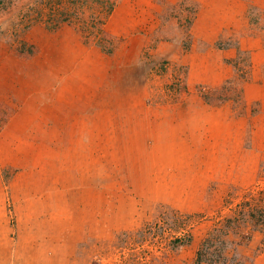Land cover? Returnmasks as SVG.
Returning a JSON list of instances; mask_svg holds the SVG:
<instances>
[{
	"label": "rangeland",
	"instance_id": "374dc122",
	"mask_svg": "<svg viewBox=\"0 0 264 264\" xmlns=\"http://www.w3.org/2000/svg\"><path fill=\"white\" fill-rule=\"evenodd\" d=\"M11 1L0 10V40L41 55L64 39L61 31L68 39L75 30L106 59L139 61L130 74L150 85L164 128L157 146L168 202L108 217L90 264H154L156 250L176 254L173 264L194 255L196 264L203 243L205 257L222 261L201 264H264L263 231H243L244 243L232 234L207 241L240 202L264 201V0H112L105 27L90 38L78 24L49 27L38 10L49 0ZM79 12L87 20L94 13ZM162 41L177 46L174 57L156 54Z\"/></svg>",
	"mask_w": 264,
	"mask_h": 264
},
{
	"label": "crops",
	"instance_id": "0c3cea01",
	"mask_svg": "<svg viewBox=\"0 0 264 264\" xmlns=\"http://www.w3.org/2000/svg\"><path fill=\"white\" fill-rule=\"evenodd\" d=\"M63 34L41 55L0 40V264H90L108 217L169 200L164 128L150 85L130 74L139 61L106 59L75 30ZM173 254L150 258L173 264Z\"/></svg>",
	"mask_w": 264,
	"mask_h": 264
},
{
	"label": "trees",
	"instance_id": "16d2710c",
	"mask_svg": "<svg viewBox=\"0 0 264 264\" xmlns=\"http://www.w3.org/2000/svg\"><path fill=\"white\" fill-rule=\"evenodd\" d=\"M7 0H0V10L6 9L9 3L6 4ZM13 1V0H12ZM11 1V2H12ZM114 2L112 0H49L43 8L38 9L39 11L44 10L48 14L47 19L44 21L51 28H58L65 23L78 24L87 38L93 37V34L100 35L101 29L105 27L109 17L111 16L114 9ZM79 10L94 11L90 16L91 20L79 18L77 13ZM96 11L99 14L96 15ZM81 12V13H82ZM103 14V15H102ZM45 13L43 14V16ZM96 31V32H95ZM96 37V36H95ZM262 199V197H261ZM259 200L260 204H255L250 201H242L231 212L224 217L222 225L212 231V235L209 240H218L219 237L227 236L230 234L240 236L239 241L244 243L243 231L247 230L250 238V231L264 232V201ZM250 230V231H249ZM215 232V233H213ZM203 249L197 253L196 264L202 262H221L220 258L212 259L205 257V246L203 243ZM226 261V260H225ZM223 261V262H225ZM233 264H242L238 259H234Z\"/></svg>",
	"mask_w": 264,
	"mask_h": 264
}]
</instances>
